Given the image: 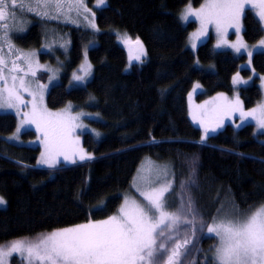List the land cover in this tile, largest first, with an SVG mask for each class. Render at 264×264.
I'll list each match as a JSON object with an SVG mask.
<instances>
[{
	"label": "trees",
	"instance_id": "trees-1",
	"mask_svg": "<svg viewBox=\"0 0 264 264\" xmlns=\"http://www.w3.org/2000/svg\"><path fill=\"white\" fill-rule=\"evenodd\" d=\"M202 2L106 0L94 10L96 31L65 26L69 69L80 62L82 49L94 43L88 50L92 74L84 86L71 88L66 86L68 75L62 76L46 93V105L58 109L73 102L97 112L101 118L93 124L100 134L83 135L82 147L92 159L81 160L84 153L78 148L69 163L40 168L36 166L40 147L7 142L5 136L14 131L17 119L0 113V195L7 202L0 208V246L116 214L146 158L170 169L173 207L168 210L174 211L177 202L191 196L196 216L205 224L204 229L200 224L190 226L195 240L184 264H209L207 255L215 238L207 233V225L218 209L235 205L244 212L264 203V141L254 124L238 129L227 124L201 140L200 125L193 124L188 114L187 95L195 82L203 86L198 99L230 94L231 78L245 60L230 50H216L212 36L195 51L188 48L196 23L185 25L178 14L186 4L198 7ZM242 27L248 43L263 36L250 9L243 13ZM41 32L33 28L27 34L36 42ZM125 34L142 42L143 63H128L120 42ZM251 65L257 75L264 74V52L254 53ZM240 73L251 74L248 69ZM258 80L256 76L252 84L239 89L244 108L260 101ZM21 138L34 140L36 133L27 130Z\"/></svg>",
	"mask_w": 264,
	"mask_h": 264
},
{
	"label": "snow or ice",
	"instance_id": "snow-or-ice-1",
	"mask_svg": "<svg viewBox=\"0 0 264 264\" xmlns=\"http://www.w3.org/2000/svg\"><path fill=\"white\" fill-rule=\"evenodd\" d=\"M245 2L246 0H205L201 8L195 11L189 5L180 18L183 21H188L191 16L200 19L202 31L197 34L198 36L205 34L209 24H215L217 32L222 35L227 32L228 27H235L236 32L239 33V18L244 11ZM105 3L106 0H98L97 7ZM82 7L83 0H0V22H4L0 27L8 28L6 21L9 17L15 18L17 9L46 17L50 13H56L57 15L51 16L55 19L59 14H65L66 9L71 12ZM260 8L259 17L264 21V0H261ZM91 26L95 28L94 23ZM4 39L6 41L8 39L7 31L4 32ZM226 43L227 41L221 40L217 47ZM135 44L138 54L130 55V61L134 59L143 63V58L146 57L143 44L139 38ZM260 45H264V40L260 41ZM8 47L11 53L13 46L9 43ZM193 47H196L195 43ZM230 47L239 53L246 46L242 41H238ZM21 59L28 65L27 72L17 63ZM90 70L91 65L86 63L82 67L84 74H74L73 79L84 81ZM19 72H24V75H17ZM29 73L32 76L36 75L32 68L31 54L17 56L11 61V67L8 66V60L0 55V81L3 82V87H0V108H13L24 104L21 92H28L32 96V112L24 114L22 125L34 123L38 131L44 132L46 150L42 153L39 162L51 167L56 161L50 154L53 152L60 154L66 142V131L71 130L67 127V122L79 117H71L67 114L71 105L62 113L48 112L43 107L45 85L37 86L40 98L38 104L37 92L31 91L30 84L25 80V76ZM9 76L12 81L10 86ZM233 83H246V81H241L237 75L233 78ZM231 110H240L239 98L236 99ZM254 111L246 113L241 110V118L253 115ZM259 126L264 128V119L259 121ZM73 127H83V125H73ZM20 130L18 128L17 132ZM210 130L216 129L205 127V135L201 140L206 139ZM64 158L70 159L67 155ZM80 159H92V157L82 154ZM147 171L149 173L155 171L157 180L153 181L150 176H141L140 179L149 185L158 183L161 170L149 165ZM162 174L166 176L167 171L163 170ZM137 190L146 203L141 204L126 198L119 209V215L110 216L106 220H89L85 224L54 230L42 235L35 242H13L6 250L0 248V264L5 257H12L14 254H19L27 264H159L165 255L164 264H184L183 257L188 251V246L194 243L195 231L191 238L184 239L182 243L177 240L171 249L168 247V242L177 238L181 228L194 225L196 213L192 197L188 196L186 201L182 199L180 207L175 211H168L167 209L173 207V201L169 200L172 194L171 181L159 187H151L149 191H141L138 186ZM5 204L6 201L0 197V206ZM220 213L221 209H218V214L212 217L211 223L207 225V233L214 234L218 240L213 246L214 251L209 264H264V204L249 212H241L234 205L231 212L223 215ZM189 215L192 219L188 218Z\"/></svg>",
	"mask_w": 264,
	"mask_h": 264
},
{
	"label": "rangeland",
	"instance_id": "rangeland-1",
	"mask_svg": "<svg viewBox=\"0 0 264 264\" xmlns=\"http://www.w3.org/2000/svg\"><path fill=\"white\" fill-rule=\"evenodd\" d=\"M97 3L98 0H90V1L83 0L82 8H80L79 10L73 9L71 12H68L66 9L65 14H59L58 18L55 19L51 18V16L57 15L56 13H50V15L46 17V16H38L35 14V12H27L17 9L16 10L17 14L15 18L9 17V19L6 21V23L8 24V28L4 29L0 27V55H3L8 60L9 67H11V61L16 59L17 56L22 57L25 54H31L32 68L35 70L36 75L32 76L29 73L27 76H25V80L30 84V90L37 92V103L38 104L40 103L39 91L37 86L45 85L46 87L43 90V107H45L48 110V112L62 113L65 109L68 108L69 105H71V108L68 110L67 114L71 117H76V116L79 117L76 120H69L67 122V127L70 128L71 130L66 131V142L63 145L60 154H57L55 152L50 154L51 157L56 161V163L53 164V166L51 167H54L60 163H69L70 160H65L64 156L67 155L70 158L74 151L76 150L78 151V148L83 149V153H84L83 155L91 156L92 153L82 147L83 135L85 133H90L91 135L98 137V135L100 134L96 126L93 124V121L99 120V118H101L97 112L90 111L73 102H68L63 107L58 109H50L46 105V93L53 85L58 84L61 81L62 76L68 75L67 76L68 79L66 83L67 88L84 86L87 83V81L91 78L92 66L89 75L82 82L75 81L73 79V75L74 74L83 75L84 73L82 71V67L85 66L86 63L91 65L88 59V50L94 43L93 44L89 43V45H86L82 49V58L80 62L74 68L69 69L70 46H69L68 34L64 30V28L66 29L65 27L66 25L67 26L83 25L85 27H89L90 30L96 31V26L95 28H93L91 26V23L93 22V17L95 18L94 10L99 8L97 7ZM204 3L205 0H203L202 4L198 7H194L190 3L186 4L184 7H182V9L178 14L179 18L181 17V14L189 7V5L191 6V9L195 11L200 9ZM260 3L261 0H246L244 7V11L245 9H250L253 12V14L259 20L261 27L263 29L262 38L254 43L246 42L242 35L243 33L242 16L244 11L241 13L239 18V27H240L239 33L236 32L235 27H228L227 32L223 35L217 32L215 24H209L207 26V30L205 31V34L203 36H198L197 34H199L202 31V25L200 19H198L196 16H191L188 21H183L180 18L181 22L185 25L190 21H194L196 23L195 29L190 31L188 36L187 45L188 48L191 49L192 51H195L199 44L205 42L210 36H212L213 46L216 50L227 49L233 52L235 55L245 56V60L243 63L240 64L239 70L236 73H234V75L231 78V86L233 88L232 93L228 94L225 92H218L210 96L198 99L197 95L203 91V86L199 82H195L192 85V88L187 95L188 114L193 124L197 126L200 125L199 127L201 128L202 136L205 135L204 132L205 127L209 129L212 128L216 129L215 131L210 130L207 135L209 136L211 134L217 133L227 124H231L235 129H238L246 123H252L254 124V130L256 131V133L262 134V137H260L259 140L264 141V128L259 126V121L264 119V79H262L264 78V74L257 75L255 71L252 69V65H251V58L253 54L256 52H264V45H260V41L264 40V21L260 20L259 17V13L261 11ZM85 9H87V11H85ZM37 11H39V9ZM2 23L4 22H0V24ZM33 28H39L42 31L39 41L35 42L34 37H32L31 34L30 36H28L29 34H27L28 31ZM21 29L23 30L21 31ZM5 31L8 32L7 41L4 39ZM221 40L227 41V43L222 45L221 47H217L218 42H220ZM238 41H242L243 44L246 46L239 53L236 52L234 48L230 47V45L236 44ZM120 42L126 48L128 63H133V62L140 63L138 61H135L134 59L130 61V55L135 56L136 54H138L135 41H133V39H130L129 37H127L126 39V36H122ZM9 43L13 46L11 53L8 47ZM193 43L196 44V47H193ZM27 44L30 47H28ZM249 52H251V56H249ZM43 54H45L44 58H42ZM17 63L22 68L25 69V72L28 71V65L27 63H25L23 59L18 60ZM241 69H248L250 70L251 74L245 77L241 75L240 73ZM5 74L7 75V72ZM17 75L23 76L24 72H19L17 73ZM237 75L241 81H246V83H233V78L236 77ZM256 76L259 78L258 85L260 87L262 97L260 101L254 106L250 108H244L242 106V100L239 96L238 91L241 87H246L252 84L253 79ZM8 83L9 86L12 84L10 76L8 79ZM0 87H3L2 81H0ZM21 95L23 97L24 104H21L18 107H13V108H7V107L0 108V113L13 114L17 119L16 128L11 134L5 136V140L9 143L22 144L27 146L38 145L40 147V153L36 162V166L40 168H50L48 164L39 162L42 159V153H44L46 150L44 143L45 141L44 132L38 131L37 126L34 123L22 125V121L24 120V114L25 113L30 114L32 112V103H31L32 96L29 95L28 92H21ZM237 98H239L240 101V110L232 111L231 107ZM241 110L246 113L253 112V110L255 111L253 115L246 116L242 119ZM73 125H83V127H73ZM18 128L21 129L19 132H17ZM27 130H32L36 133V138H34V140H28V141L22 140L21 134ZM149 165H152L154 169L161 170L158 183H153L149 185L148 183H146V181L140 179L141 176H150V178L153 181L157 180V173L155 171H152L151 173L147 171ZM163 170L167 171L166 176L162 174ZM169 181L172 182L169 167L166 166V164L156 163L153 160L146 158L138 167L134 179L130 185V190L126 193V196L124 197L121 205L124 204L126 198L130 200H135L141 204L146 203L144 197L141 196L140 191L137 190V186L140 188L141 191H149L151 187H159L161 184H166ZM0 197L3 196L0 195ZM3 199L6 201L4 197ZM180 204H181L180 202L179 203L177 202L178 208L180 207ZM6 205L7 202L5 205L0 206V208H4L6 207ZM255 208L250 210H255ZM232 209H233L232 205L224 206L223 208H221L220 214L223 215L224 213L231 212ZM250 210L244 212H249ZM114 215H119V210ZM188 218L192 219V216L189 215ZM197 224H200L203 229L205 228V224L203 223L202 219L199 216H196L194 226H196ZM190 226L192 225H189L185 228H181L177 238L172 240L171 242H168L169 249L175 246L177 240H179V242L182 243L184 239L192 237V234L189 231V229L192 228ZM210 235L214 237V234H210ZM38 238L32 241H26V240H19V241L35 242ZM12 243L13 242H11L8 245H1L0 248H4L6 250ZM217 243L218 240L215 238V243L213 244V246L216 245ZM213 246L212 245L210 246L211 248L209 249L207 255L208 258H211L212 256V253L214 251ZM165 260H166V255L164 259L159 261V264H164ZM2 264H27V262L22 260L19 254H14L12 257H5Z\"/></svg>",
	"mask_w": 264,
	"mask_h": 264
}]
</instances>
